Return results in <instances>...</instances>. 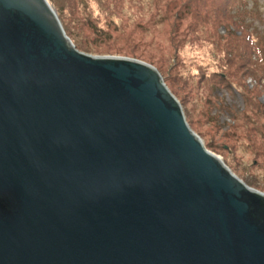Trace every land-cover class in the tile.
<instances>
[{
	"label": "water",
	"instance_id": "obj_1",
	"mask_svg": "<svg viewBox=\"0 0 264 264\" xmlns=\"http://www.w3.org/2000/svg\"><path fill=\"white\" fill-rule=\"evenodd\" d=\"M0 264H264V192L154 65L79 49L0 0Z\"/></svg>",
	"mask_w": 264,
	"mask_h": 264
},
{
	"label": "rangeland",
	"instance_id": "obj_2",
	"mask_svg": "<svg viewBox=\"0 0 264 264\" xmlns=\"http://www.w3.org/2000/svg\"><path fill=\"white\" fill-rule=\"evenodd\" d=\"M49 1L89 53L157 67L205 146L264 192V0H191L187 12L189 0ZM246 33L248 71L236 55Z\"/></svg>",
	"mask_w": 264,
	"mask_h": 264
},
{
	"label": "trees",
	"instance_id": "obj_3",
	"mask_svg": "<svg viewBox=\"0 0 264 264\" xmlns=\"http://www.w3.org/2000/svg\"><path fill=\"white\" fill-rule=\"evenodd\" d=\"M194 1V0H193ZM52 3V2H51ZM189 4H191V0H189L187 3L184 2V5L181 6V9L179 11H183V12H187L188 9H189ZM201 5H202V2H201ZM198 8H200L198 6ZM60 18V17H59ZM229 17H225V19L229 22ZM61 19V18H60ZM62 22V20H61ZM63 26H64V29L66 31V33L68 34V36L72 39V32L68 30V28L66 27V25L62 22ZM240 26H243L244 29H246V27L244 25H240ZM243 43H242V50L241 51H237L236 52V55L238 58H241L244 60L243 62V67L246 68V71L249 70L248 68V64L250 63V57L253 56V52L257 55V45L255 44V40L253 38V36L251 37V35L249 33H246L244 35V37L241 38ZM252 41V42H251ZM74 43H76V46L83 50V51H86V52H90L91 50H89L88 48H91L90 46L88 45H85V44H82V43H78L76 41H74ZM250 43L252 44V46L254 47V49L251 47ZM247 44H249L250 46V50L252 52H249V48H246V46H248ZM233 46L237 49V46L235 44H233ZM259 58H263V55L259 56ZM161 72V71H160ZM162 74V73H161ZM165 82L167 81L166 78L164 77V75L162 74ZM171 89V88H170ZM172 90V89H171ZM174 93V92H173ZM175 94V93H174ZM176 95V94H175ZM177 96V95H176ZM183 104V102H181ZM191 125V124H190ZM192 127V126H191Z\"/></svg>",
	"mask_w": 264,
	"mask_h": 264
},
{
	"label": "bare ground",
	"instance_id": "obj_4",
	"mask_svg": "<svg viewBox=\"0 0 264 264\" xmlns=\"http://www.w3.org/2000/svg\"><path fill=\"white\" fill-rule=\"evenodd\" d=\"M122 57H126V56H122Z\"/></svg>",
	"mask_w": 264,
	"mask_h": 264
}]
</instances>
